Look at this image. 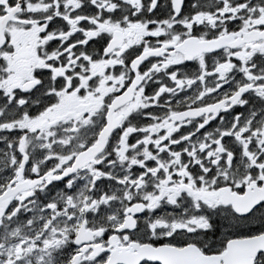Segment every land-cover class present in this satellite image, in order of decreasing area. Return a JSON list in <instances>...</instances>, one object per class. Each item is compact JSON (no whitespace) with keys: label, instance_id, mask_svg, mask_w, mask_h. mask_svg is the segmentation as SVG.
I'll list each match as a JSON object with an SVG mask.
<instances>
[{"label":"snow or ice","instance_id":"obj_1","mask_svg":"<svg viewBox=\"0 0 264 264\" xmlns=\"http://www.w3.org/2000/svg\"><path fill=\"white\" fill-rule=\"evenodd\" d=\"M0 264H264V0H0Z\"/></svg>","mask_w":264,"mask_h":264}]
</instances>
